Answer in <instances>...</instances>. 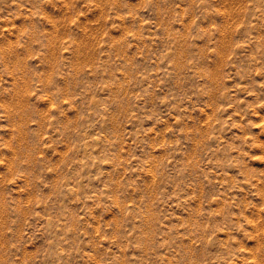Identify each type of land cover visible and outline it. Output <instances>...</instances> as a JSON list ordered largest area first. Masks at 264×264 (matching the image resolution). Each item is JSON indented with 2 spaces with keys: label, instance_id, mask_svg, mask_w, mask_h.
<instances>
[{
  "label": "rangeland",
  "instance_id": "1",
  "mask_svg": "<svg viewBox=\"0 0 264 264\" xmlns=\"http://www.w3.org/2000/svg\"><path fill=\"white\" fill-rule=\"evenodd\" d=\"M0 264H264V0H0Z\"/></svg>",
  "mask_w": 264,
  "mask_h": 264
},
{
  "label": "bare ground",
  "instance_id": "2",
  "mask_svg": "<svg viewBox=\"0 0 264 264\" xmlns=\"http://www.w3.org/2000/svg\"><path fill=\"white\" fill-rule=\"evenodd\" d=\"M20 103H22V102H20ZM17 104H18V103H17ZM15 105H16V104H15ZM20 106L22 107V104H21ZM14 107H15V106H14ZM14 107H13V108H14ZM17 107H18V105H17ZM21 107H20V108H21ZM18 109H19V108H18ZM18 109H16V111H17ZM24 112H26V110H24ZM27 113H29V111H28ZM12 115H13V114H12ZM22 115H23V114H22ZM25 115H26V114H25ZM27 115H29V114H27ZM23 116H24V115H23ZM23 116H22V118H23ZM14 117H15V115H14ZM19 118H20V117H19ZM25 118H26V117H25ZM24 120H25V119H24ZM15 121H16V117H15ZM16 122H17V121H16ZM17 123H18V122H17ZM17 123H16V125L18 126ZM21 126H22V125H21ZM21 126H20V127H21Z\"/></svg>",
  "mask_w": 264,
  "mask_h": 264
}]
</instances>
